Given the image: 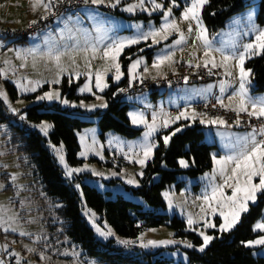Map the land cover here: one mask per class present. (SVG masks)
I'll list each match as a JSON object with an SVG mask.
<instances>
[{"label": "rangeland", "instance_id": "obj_1", "mask_svg": "<svg viewBox=\"0 0 264 264\" xmlns=\"http://www.w3.org/2000/svg\"><path fill=\"white\" fill-rule=\"evenodd\" d=\"M32 2L33 0H0V25H9L16 28L28 26L33 20L27 24H25V22H27L38 9L42 8V7L36 8V10L34 11L32 8ZM122 2L124 4L121 6L120 9L121 12L119 14L100 13V9H95L96 11L86 14L84 16L69 13L67 16L61 17L60 20L56 19L53 25L46 27L41 33L37 34V36L38 35L41 36V38H38L39 40L38 39L36 40L37 37H35L30 42L17 43L16 47L13 45V43H11L10 39L0 37V44L5 40L11 43V44L8 43L9 45L4 51L2 50V45H0V68H5V67L9 68L7 77L1 76L0 85L3 86V89L8 94V101L5 102V104L7 105V107H9L10 104L11 107L18 109L19 110L18 112H21L25 107H31L35 104L44 103L46 104V106L58 104L62 108H67L69 110H72L73 112H83L85 114H80V116L84 117V119H89L91 121H94L93 124L85 126L81 131L78 132V143H79L78 158L80 159V162L77 165H73L68 162L66 149L63 143L56 145L53 144L51 141H48L47 145L48 147H50V150L52 151L55 157L56 155L53 151V146H55L56 148H61L62 146V153L65 157V162L68 164L69 167L82 168L84 167V165H88L87 170L79 173H74L72 177H66L64 175L63 166L58 162V164L62 169V173L64 177L71 185H73V187L78 192L81 201L82 214L86 218L88 224L93 228L96 237L100 238L103 241H106L108 239H114L115 243L119 246H124V245L119 244L116 240V237H119L120 239L137 241L135 244L129 245L128 248H131L133 245H135L138 246V248L146 251H155L161 249L165 257L171 260L170 264L187 263L189 259L188 250H192L193 248H187L183 243L157 245L155 247L149 246L147 248H144L140 246L139 241L140 239H143L145 243L148 240L188 241L192 243L194 246H196L194 247L195 249H199V245H196L194 243V240L191 235H186V236L177 235L175 234V232L177 233L178 230L173 229L169 226H161V227L150 228L145 230L138 236L137 239H130L119 236L105 220L101 219V215L96 213V211H94L92 208L88 207V205L85 203L84 195H81V193H83L82 186L84 184H87L97 188L106 198L114 199L117 196H122L124 198L131 199L133 201L143 204L144 208L146 209L151 208L144 201L143 197L135 194L132 189L142 184L141 178L143 176L138 175V173L142 170L141 165L136 163L135 160L126 159L124 156V153L128 152L129 144L138 145L143 140V133L146 131V128L144 125L132 124L131 118L128 114L129 112H133V111H142L141 108H144L146 111L144 113L145 117L148 119L149 122H151L153 112H156L158 116L161 114H167L168 116H172V117L176 116L179 112H177L176 114H169L167 110V108L177 107L180 105V103L183 102V100H179L180 99L179 97L176 98L173 96L174 90L172 89L174 88H166L167 89V92L165 93L166 97L160 95V97L157 98L156 103L152 99L150 91L134 93L126 96L125 101H127L129 106L127 111V116L132 126L141 130V132L137 136L128 137L112 130L102 132L100 125L98 124L99 116H94L90 114L98 110L105 111L107 107L89 108V107H83L81 106V104L86 106L99 105L102 103L107 104L104 91L110 86L112 82L119 83L125 77L126 73H128L129 76L127 80H133L128 70L124 69L123 61L121 60L124 51L121 53L119 58L121 71L124 73L121 79L119 81L114 80L112 78L114 75V69H109L106 76V83L108 84V87L105 88L103 91L96 89L94 87L95 81L93 77L92 92H81L79 90L87 82V76L84 75V73L88 71V68L85 66V53L83 51H80L78 53L69 52L67 55L61 57L62 66L65 67L68 71L60 76L61 82L59 84L51 83V81L56 78L58 72V68L54 60L49 59L46 55L45 56L37 55L35 58V66H33L34 61L32 56L29 55L27 57V60H24L17 55V50L24 52L25 50L30 49L34 46H39L40 51L45 52L46 45L44 44V40H45L44 36L51 35L55 37L57 40H59V32H58L59 28H64L67 26V27H72L74 30L76 28L91 29L93 25V21L89 19V17L92 15H97V19L101 21L106 27L109 25L111 26V31L109 35H114L116 37H133L137 35L138 31L140 30L148 31L150 27L159 28L161 24L164 22L162 19L163 11L166 10L167 7L171 6V0H157V3H163L165 5L164 9H161L156 12H152L151 14H149V12L147 11H141V10H137L133 13H129L123 11L122 9L128 4L137 3V0H129ZM253 2L254 3L252 5H250L243 11L233 14L226 22V25L218 31L210 32L207 26L204 24V26L208 31L209 39H212L214 42V47H220L222 43L224 45H229L233 42H236L237 45L239 46L254 40L255 33H249L247 35H244V33L248 32V29L250 27L249 21L247 19L248 15L250 13L253 14L252 19L258 27L264 28V25H260L258 22L260 0H253ZM185 3L186 0H177L178 7L173 8L172 18L176 19L181 31H183L187 36L186 42L183 43L182 45H174L173 41L179 38V34L176 32H173L168 37L167 40H160L159 44L152 45L151 47H148V45L152 44L151 38L147 41L142 40L139 44L143 42L147 44L146 46L145 45L142 46L141 49L153 48V53L151 54V55L155 54L154 55L155 58L153 59V62L155 61L157 55H166L169 54V52L173 54V58L171 61H165L163 64H161L160 68L157 69L153 67V63L151 64L148 63L146 56L147 54L144 53L143 55H141L142 57L135 58V59L143 58V62L136 69V73H135L136 77H145V78L151 76L165 77L168 76L171 72L180 73L185 70L188 73H198L200 72L201 69H205L203 66H201L200 68L195 67V64L197 62H200L202 65V61L205 58L204 48L202 47L201 42L197 41L195 38V23L193 22V33L189 35L187 32V27L189 22L183 21L180 18ZM145 7L147 8L151 7V4L148 3L147 0ZM69 15L73 16V20H67V17ZM76 17H79L78 22L75 19ZM136 26H140V28H137ZM66 42L69 44L72 43V41L70 40ZM63 43L64 42H61V44L59 45L60 50H63ZM132 46H136V45H132ZM167 46H170V48ZM227 50L228 49L226 48V51ZM213 55L216 57L217 62H219V60L221 59L220 53L213 52ZM73 57L75 59V63H73ZM88 58L91 60L93 72H95L96 70H100L103 72L104 69L108 68L109 64L111 63L110 61H105L103 58H101L100 55H98L95 59H92L91 53L88 54ZM5 60L9 61L10 64L5 65L3 63V61ZM132 61H130L127 67H129ZM188 61H192V66H189ZM182 62L184 64H181ZM21 64H24L25 66L20 67ZM145 66H147L148 69L147 72L144 71ZM12 68H15L14 72L11 71ZM187 68L190 70H187ZM218 69H221L224 72L223 68H218ZM218 69H214V70L217 71ZM74 71H79L82 73V75L79 78H76L75 75L73 74ZM233 71L235 73L236 69L233 68ZM64 77H67V81L69 84L72 83L77 84V93L82 96L80 99H73L69 96L68 91L67 92L62 91L60 84L62 83ZM70 77H71V83L69 82ZM16 79H21L22 82L24 83H28L29 81L31 82L40 81V86L37 87V90L35 92H22L17 88L15 84ZM232 79H233L232 77L225 76L223 80H232ZM6 81L12 83L17 88L20 97L16 101L12 99L9 91L7 90ZM210 81L214 82V84L219 85V81H217L214 77H209L206 80H200L192 83H183V84H194V83L210 82ZM46 85H48V88H45ZM232 86H234L233 88H238V82L233 83ZM184 87L185 86L178 87L175 90V93H177L180 90V88L183 89ZM230 89L231 88L228 89L227 97L232 95ZM53 90L59 91L61 94V99H67L69 103L66 105V104H62L58 100L41 101L36 99L38 96L43 95L44 92L53 91ZM250 91L253 96L264 95V93L254 91L253 79H252ZM193 92L194 89H192V93ZM187 93L188 92H186L184 96H187ZM30 94H32L31 97L29 96L26 97L27 95ZM85 95H90V97L86 98ZM97 97H100V99H97ZM238 99H239L238 97H233L232 102L237 103ZM149 105L150 107H148ZM155 105L158 106L157 109H154ZM203 116L205 119H214L215 117L216 118L219 117L225 119L228 122V120L223 116L208 115V114H203ZM197 120L199 121V119ZM43 122L51 125V123L47 120H44ZM180 122L184 124L186 121H177L176 124ZM188 123L191 122L188 121ZM195 123L191 124V126L195 125ZM35 125H39V124H32L30 128L38 129L42 134H44L40 130V128L35 127ZM228 125H231V127H228L227 125L225 126L202 125V128L205 132L204 141L206 143L216 144L218 146V148L214 151V154H217L218 158L219 156L228 154L230 149L226 148L225 144H228L232 139H234V137L219 135L218 132H224V133L237 132L233 129V127L237 126L235 125V123L228 122ZM173 126L174 125H171L170 128ZM51 127L48 129L47 135L44 134L46 137H49V132L51 130ZM3 128H4L3 124L0 123V183L5 185V188L0 190V204H3L6 207L10 208L13 212H18L22 217V219L16 222L18 225V231L16 233L4 232L6 236L11 237V240H14L12 236H16V238L20 239V241L14 246V252L20 253V259H22L23 257L29 258L30 264H92V262H95V264H100L96 258H92L85 255L81 248L69 249L66 246H62L61 242H64V240L62 241L58 239L56 244L54 243L56 236L49 231V228L47 226V222L49 220H54L56 218L55 214L52 211V204L50 203V201L45 199L44 195L39 190V187H36V185L33 184L34 181L33 178L30 177V169L28 166V162L25 160V157H23L21 154L18 153H11L6 149L5 143L3 142L4 141ZM163 130H167V129H162L158 133H155L151 139H154L157 142V135L161 133V131ZM246 131L249 130L247 129ZM164 135L167 134H163V136ZM81 137H84L83 142L81 141ZM118 142H123L122 150L121 147L118 146ZM86 148L90 149L88 151V155L83 157L80 156L79 153L81 151H84ZM97 152H99L100 155H97L96 154ZM134 152H139V148L138 147L135 148ZM128 154L130 156L133 155L132 152H129ZM101 156H103V159H101ZM153 156L150 158V160L153 158ZM146 165L143 168V172L145 170ZM212 169L205 173H210ZM93 170L97 173H102L103 175H94ZM114 172L117 173V175H112V173ZM205 173L200 174L199 176L196 177H189L186 174H179L178 180H183L184 186L180 190H178L176 189V186L173 184L163 191V193L165 191H169L172 194L174 207L170 209L168 206V201L163 196L164 201L166 203V207L165 208L160 207L159 212L166 213L170 216L176 215L178 217H181L186 221V224H187V216L189 213L192 214L194 219L198 220L200 214V205L202 201L197 199V197L201 196L202 191L205 187L206 181L203 179ZM12 174H15L17 176L16 186H13L10 183V176ZM129 178L136 179L139 182L138 186L133 184H128L127 180ZM155 179L157 180L158 176H155ZM76 185H79V188H77ZM17 191H19L18 196L16 195ZM225 191L228 195H231L230 189H225ZM259 198L264 199V197H259ZM21 201H23L25 204V207L23 208H21V203H20ZM86 210H91V212L95 213L96 223L99 224L102 228H105V230L106 228H111L112 231L115 233V237H109L107 239L100 237L98 233H96L94 227L91 225L88 218L86 217L85 215ZM262 214H264V208L262 209V212L258 217V219L256 220V222L260 219ZM208 219H210L212 222L216 223L217 225H219V223L222 222L218 216L208 217ZM193 228L197 230L196 231L189 230L188 225H186L183 231L191 234L195 233L199 236V231L204 230L203 221H200L199 224H194ZM20 230L27 231L31 233V235L21 236L19 235ZM205 231L207 232L208 235H212L214 237L217 235L216 233H218L219 236L224 234V233H220L218 231V228L206 229ZM254 232L256 236L253 239H256L258 235L264 234L258 231H254ZM37 236H40L41 238L37 240ZM260 247L261 246H257L256 248H253V253H257L254 254L256 256L264 257V255L258 254L260 251ZM29 248H33L35 249V251H29L28 250ZM41 253H43L46 258L42 259ZM64 253H68V254L65 255ZM73 253H78V255H73Z\"/></svg>", "mask_w": 264, "mask_h": 264}, {"label": "snow or ice", "instance_id": "obj_2", "mask_svg": "<svg viewBox=\"0 0 264 264\" xmlns=\"http://www.w3.org/2000/svg\"><path fill=\"white\" fill-rule=\"evenodd\" d=\"M65 0H33L32 8L35 11L36 8L42 7L45 10L46 15L42 16L41 19H47V15L51 14L55 5L64 3ZM68 4L72 3V0H66ZM85 5L91 4L95 6L107 5L108 7L116 8L120 5L121 0H83ZM151 4L150 8L145 7L146 0H137V3L128 4L122 10L133 13L137 10L147 11L149 14L152 12L159 11L165 8L163 3H157V0H147ZM210 3V0H186L184 9L181 13V20L188 21L187 32L189 35L193 33V22L195 23V38L197 41H200L202 47L204 48V59L202 65L200 62L195 64L196 68L203 66L208 70L209 75H213V70L218 68H223V75L227 77H232V80H221L219 81V91L221 96H217V104L220 107L225 108L236 113L237 119L234 121L235 125L239 126L242 121L240 120V114L246 113L250 118L249 123L251 125V118L255 117L257 119L264 118V95L262 96H253L251 94V84L253 78V70L246 68L245 64L247 60H251L254 57L264 56V28L258 27L253 21V14L250 13L247 17L250 27L247 33H255L254 40L249 43L242 45H237L236 42H233L229 45H222L220 47H214V42L212 39H209L208 31L204 26L202 19V11L206 5ZM178 7L177 0H171V6L167 7L163 11V23L159 28L150 27L148 31L140 30L138 34L133 37H116L114 35H109L111 31V26H105L101 21L97 19V15H92L89 17L93 21L91 29L87 28H76L75 30L72 27L59 28V40L51 35H46L44 44L46 45V51L41 52L39 46H34L30 49L21 52L17 50V55L24 60H27V57L30 55L33 57L35 66V58L37 55L47 56L49 59H52L56 62L58 72L56 78L51 81V83L59 84L60 76L67 72L68 70L62 66L61 57L67 55L69 52H80L85 53V66L88 68V71L84 73L87 76V82L79 90L81 92H92L93 88V77H94V87L100 91H103L108 87L106 83V76L109 69H114L113 79L119 81L124 73L121 71V65L119 63V58L121 53L126 47L139 44L142 40L147 41L151 38L152 45L159 44L160 40H167L168 37L176 32L179 34V38L173 41L174 45H182L186 42L187 36L183 31H181L179 24L176 19L173 17V8ZM63 16V13H61ZM61 17H57V20H60ZM76 21H79V17L75 18ZM67 20H73V16L69 15ZM31 23L36 24L38 21L33 20ZM66 23V21H65ZM140 28V26H136ZM94 33V34H93ZM72 41L71 44L66 41ZM63 43V50H60L59 45ZM170 48V46H167ZM226 48L228 49L226 51ZM143 52V49L140 50ZM213 52L220 53L221 59L217 62L216 57L213 55ZM91 53V58L95 59L98 55L101 56L105 61H110L108 68H105L104 71L96 70L92 71L91 60L88 58V54ZM173 54L169 52L166 55H157L155 61L153 62V67L159 69L161 64L165 61H171ZM143 62V58L135 59L128 67V72L131 75L132 79H136V69ZM234 62V63H233ZM5 65H9L10 62L5 60L3 61ZM73 63L75 59L73 57ZM189 66H192V61H188ZM24 64H21L20 67H24ZM233 68L236 69L234 73ZM9 68H0V76L7 77ZM11 71H15V68H12ZM144 71L147 72V66H145ZM76 78H79L82 73L79 71H74L73 73ZM185 82L188 81V77H184ZM71 83V77L69 78ZM238 82V88H234L232 95L229 96V103L225 104L222 98L223 94L232 87L233 83ZM15 84L17 88L22 92H35L37 87L40 86V81L28 83L22 82L21 79H16ZM214 85H207L205 88L200 89L196 92L197 96L202 98H207V95L211 94V90ZM120 92H124L125 89H119ZM233 97H238V102L233 106L232 99ZM0 98L4 102L8 101V94L3 89V86L0 85ZM37 100H47V101H60L62 104H68L67 99H61V94L59 91L53 90L44 92L43 95L38 96ZM100 99V97H97ZM75 106V105H73ZM83 107L89 108H105L107 104L99 105H83ZM216 105H213L215 107ZM150 107V105L148 106ZM9 109L13 113H17L19 110L11 107L9 104ZM131 118V122L134 125H144L146 131L143 133V140L138 144H129L128 152L124 153L126 159L135 160L136 163L141 165V171L138 175L143 176V168L154 155V150L159 147L158 142L154 139H151L155 133H158L162 129H169L171 125H175L177 121H190L191 123H184L174 129L170 130L167 135L162 137V142L165 146H168L173 137L178 133L182 132L186 127H190L191 124L195 123L199 119V123L202 125H217L231 127L228 125V122L223 118H214V119H205L203 114L197 113L195 109L189 111L187 108L183 111H180L176 116H168L167 114H161L158 116L156 112L152 113L151 122L145 117L143 111H133L128 114ZM21 119H24L21 116ZM35 127L40 128V130L47 135L48 129L51 125L41 122ZM219 135H226L229 137H234L228 144H225V147L230 149L228 154L217 157V154L212 155L213 169L210 173H205L203 179L206 181L205 187L202 191L201 196L197 199L201 200L200 205V214L199 219L196 220L193 218L192 214L187 216V225L189 230L196 231L197 229L193 228L194 224H199L200 221H203V229L199 231V236L202 238V244L199 245V251L203 252L207 246L215 239L214 236L208 235L205 231L206 229H216L220 233L230 232L236 228L241 223L242 214L250 213V205H255L258 203L259 197H264V124H261L259 127L251 125V131L244 133L243 135H237L235 133H224L218 132ZM84 137H81L83 142ZM111 143V141H110ZM118 146L123 147V142H118ZM139 148V152H134L135 148ZM90 149L86 148L84 151L79 153L80 156H87ZM53 151L58 159V162L63 166L64 175L66 177H72L74 173L83 172L88 169V165H84L82 168H72L69 167L65 162V157L62 153L61 148H56L53 146ZM132 152L133 155L128 153ZM100 155L99 152L96 153ZM103 159V156H101ZM195 160L191 161V164H194ZM178 164L181 168H188L191 166L189 160L180 158ZM6 167V166H5ZM94 175H103L102 173H97L93 170ZM112 175H117V173H112ZM17 176L12 174L10 176V183L13 186H16ZM258 180V182H257ZM128 184L137 185L139 182L136 179L129 178L127 180ZM22 187V186H20ZM79 188V185H76ZM5 185L0 183V190L4 189ZM225 189L231 190V195H228ZM16 195H19L17 191ZM83 195V193H81ZM164 198L168 201L169 208H173V199L172 194L169 191L163 193ZM11 199V198H10ZM21 203V208L25 207L23 201ZM11 213V214H9ZM85 215L90 221L91 225L94 227L96 233L100 237L105 239L109 237H115V233L111 228H102L99 224L96 223L95 213L91 210H86ZM218 216L221 219V223L217 225L212 222L208 217ZM22 219L18 212H13L10 208L6 207L3 204H0V229L3 232L16 233L18 231L17 221ZM32 222V221H29ZM253 231H258L264 233V214L261 215L260 219L254 224ZM19 235L21 236H30L31 233L20 230ZM41 237L37 236V240ZM116 240L119 244L124 246H129L135 244L137 241L120 239L116 237ZM140 246L147 248L149 246L157 245H168L183 243L187 248H194L192 243L188 241H175V240H148L146 243L143 239H140ZM14 243V241H13ZM241 244L246 248H256L260 247L258 254L264 255V234L258 235L256 239H251L247 241H241ZM9 245L7 243L0 244V249L5 251L6 255L14 256L17 258L16 264H20V253L8 251ZM29 251H35L33 248H29ZM67 255L68 253H64ZM257 254V253H254ZM73 255H78V253H73ZM41 258H46L43 253H41ZM0 264H7L5 259L0 258ZM95 264V262H92Z\"/></svg>", "mask_w": 264, "mask_h": 264}, {"label": "trees", "instance_id": "obj_3", "mask_svg": "<svg viewBox=\"0 0 264 264\" xmlns=\"http://www.w3.org/2000/svg\"><path fill=\"white\" fill-rule=\"evenodd\" d=\"M253 3V0H210L202 11V19L209 31L215 32L224 27L233 14L243 11ZM259 5L258 22L264 25V0H260ZM117 7L114 13L118 12ZM146 44L141 43L124 50L121 60L125 70H128L130 61L138 56L144 53L151 56L152 48L140 51ZM245 66L253 70L254 91L264 93V56L247 60ZM127 79L125 77L119 83L112 82L104 92L107 100L106 110L90 114L99 116L98 124L102 132L112 130L128 137L137 136L141 132L132 126L127 116L129 107L127 101H117L118 89ZM60 86L62 91L69 92L71 98L82 97L77 93V84H69L67 77L63 78ZM6 88L14 101L20 97L12 83L6 81ZM45 88H48V85ZM28 96L31 97L32 94L26 97ZM80 114L85 113L73 112L58 104L46 106L44 103L25 107L21 112L13 113L0 99V123L4 126L3 142L9 152L25 157L33 184L39 187L45 199L52 204L56 218L49 220L47 226L56 236L54 243L56 244L58 239L64 240L61 242L62 246L69 249L81 248L85 255L96 258L100 264H170L171 260L165 257L161 249L146 251L135 245L128 248L117 245L114 239L103 241L95 236L93 228L82 214L78 192L64 177L56 157L47 145L48 141L56 145L63 143L68 162L77 165L80 162L78 132L94 123L84 119ZM21 116L24 119H21ZM44 120L49 121L52 126L49 137L38 129L30 128L32 124H40ZM181 124L182 122L157 135L159 147L145 167L141 178L142 184L132 188L133 192L142 196L151 208L146 209L143 204L122 196L106 198L97 188L87 184L82 186L85 203L101 215V219L105 220L119 236L137 239L147 229L169 226L178 230L175 234L191 235L196 245L202 244V238L197 234L183 231L187 225L184 219L159 212L160 207H166L163 191L173 184L178 190L184 186V181L178 180L179 174L196 177L210 171L213 167L212 155L218 148L216 144L204 141L205 132L198 120L195 125L186 127L178 133L169 145L165 146L162 142L163 134H168ZM180 158L189 160L190 164L194 159L195 163L188 168H181L178 164ZM155 176H158L157 180ZM263 208L264 199L259 198L257 204L250 206V213L243 214L241 223L236 228L221 236L216 233L215 239L203 252L195 248L188 250V262L181 264H264V257L254 255L253 248H246L241 244V241L256 236L253 225ZM3 234L6 241L11 240V237L6 236L4 232Z\"/></svg>", "mask_w": 264, "mask_h": 264}, {"label": "built area", "instance_id": "obj_4", "mask_svg": "<svg viewBox=\"0 0 264 264\" xmlns=\"http://www.w3.org/2000/svg\"><path fill=\"white\" fill-rule=\"evenodd\" d=\"M129 1V0H122ZM84 8L90 9H100L108 13H114L115 8L108 7L107 5H85L83 0H72L71 4H68L65 0L64 3H60L54 6L51 14L47 15V19H41L42 16L46 15L45 10L36 17L38 23H30L26 27L16 28L9 25H0V37H5L11 40L14 46L20 42H27L34 38L37 34L42 32L46 27L52 25L57 17L61 13H71L76 15H82ZM187 70H190L187 68ZM208 70L201 69L198 73H188L187 71H182L178 73L171 72L168 76H151V77H136L135 80H127L119 89H125L124 92H120L118 89L117 101H124L126 96L134 93H140L144 91H154L159 87L165 88H175L178 85L183 83H192L200 80H206L209 77H214L217 81H221L225 78L223 71L218 69L217 71L213 70V75H209ZM188 77V81L185 82L184 77ZM217 92L216 88L214 91L205 99L193 100L188 103L181 104L177 107L167 108L169 114H176L177 112L183 111L186 108L191 111L195 109L197 112L208 115H216L225 117L229 123H234L237 119L236 113L234 111L227 110L222 108L217 104ZM213 105H216L213 107ZM158 106L155 105L154 109H157ZM145 113V109L141 108ZM150 110V109H149ZM249 117L246 113L240 114V120L242 123L251 130V125L259 127L261 124H264V118L257 119L255 117L251 118V125L249 123ZM14 240L6 241L2 229H0V244L7 243L9 245L8 251L14 252V246L20 241L19 238H13ZM14 241V243H13ZM0 258L5 259L7 264H16L17 258L14 256H9L5 254L3 249H0ZM20 264H30V259L23 257L20 259Z\"/></svg>", "mask_w": 264, "mask_h": 264}, {"label": "crops", "instance_id": "obj_5", "mask_svg": "<svg viewBox=\"0 0 264 264\" xmlns=\"http://www.w3.org/2000/svg\"><path fill=\"white\" fill-rule=\"evenodd\" d=\"M124 3H120V5L117 7V10H118V12L120 13L121 11H120V9H121V6L123 5ZM44 11V9L43 8H41V9H38L34 14H33V16L27 21V22H25V24H27V23H29L30 21H32V20H34L39 14H41L42 12ZM94 11H96V10H93V9H90V8H84L83 9V16L84 15H86V14H89V13H91V12H94ZM108 13V12H105V11H102V10H100V13H105V14H119V13ZM69 13H66V14H63V16H59V17H65V16H67ZM55 22V21H54ZM54 24V23H53ZM52 24V25H53ZM51 26V25H50ZM49 27V26H48ZM41 33V32H40ZM35 37H37L36 38V40L38 39V38H41V36H35ZM34 37V38H35ZM45 37V36H44ZM34 38H32L31 40H29V41H27V42H30V41H32ZM36 40H34V41H36ZM39 40V39H38ZM11 44L9 41H7V40H5V41H3V42H1V44L0 45H2V50L4 51L7 47H8V45L9 44ZM144 43V42H143ZM16 47V46H15ZM152 53H153V48H152ZM155 55V54H154ZM154 55H151L150 57H149V55H146L147 56V60H148V63H153V59L155 58V56ZM138 57H142V56H138ZM137 57V58H138ZM181 64H184L183 62L181 63ZM180 65V64H179ZM125 77H127V78H129V76H128V73H126V75H125ZM124 77V78H125ZM213 83V84H212ZM214 85V87L212 88V90H211V93L214 91V89L216 88V92H217V96H221V93H220V91H219V85L218 84H214V82H212V81H210V82H201V83H194V84H181V85H178V86H176L174 89H172V90H174V93H173V96L174 97H176V98H180L179 100H183V102L182 103H180V105L181 104H184V103H188V102H191V101H193V100H198V99H205V98H202V97H200V96H197L196 95V92L197 91H199L200 89H203V88H205L207 85ZM111 85V84H110ZM235 85V84H234ZM182 86H185L183 89H181L180 88V90L177 92V93H175V90L178 88V87H182ZM234 86H232V87H230L231 89H230V91L232 92L233 91V88ZM166 88L165 87H159V88H157L156 90H154V91H152L151 92V97H152V99L155 101V103L157 102V98L158 97H160V95H162L163 97H166V95H165V93L167 92V89L165 90ZM192 89H194V92L192 93ZM164 91V92H163ZM229 91V92H230ZM105 92V91H104ZM186 92H188L187 93V96H184V94L186 93ZM178 95V96H177ZM210 95V94H209ZM209 95H207V97L209 96ZM228 96V91L226 92V93H224L223 94V96H222V98H223V100H224V103L225 104H228L229 103V97H227ZM232 104H233V106H235V104L236 103H234V102H232ZM214 118V117H213ZM216 118V117H215ZM233 129L235 130V131H237V132H235L237 135H243L244 133H246V132H249V131H246L247 130V128L245 127V126H243L242 124H240L239 126H236V127H233ZM244 131H246V132H244Z\"/></svg>", "mask_w": 264, "mask_h": 264}]
</instances>
